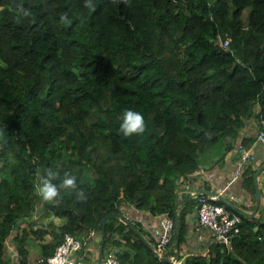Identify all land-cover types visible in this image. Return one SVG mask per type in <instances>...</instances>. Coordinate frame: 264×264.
<instances>
[{"label": "trees", "instance_id": "16d2710c", "mask_svg": "<svg viewBox=\"0 0 264 264\" xmlns=\"http://www.w3.org/2000/svg\"><path fill=\"white\" fill-rule=\"evenodd\" d=\"M125 110L143 115L142 135L119 131ZM254 117L264 129V0H0V264H35L31 232L16 229L37 211L64 219L33 231L41 256L65 233L100 229L104 251L118 249L122 264H171L121 218L101 220L127 204L178 215L169 246L180 250L191 207L177 212L179 186L202 157L235 147ZM259 170L251 160L242 171L255 200ZM49 171L60 191L53 201L38 192ZM65 173L83 199L60 187ZM217 202L243 217L240 232L182 264H264V211L250 217Z\"/></svg>", "mask_w": 264, "mask_h": 264}, {"label": "crops", "instance_id": "0c3cea01", "mask_svg": "<svg viewBox=\"0 0 264 264\" xmlns=\"http://www.w3.org/2000/svg\"><path fill=\"white\" fill-rule=\"evenodd\" d=\"M256 107L260 108V104L257 102ZM260 129V120L256 117L246 120L245 124L240 129V136L236 142L235 147L226 149V145H221L223 153L210 152L209 155L202 157L200 168L197 172L190 175L186 181V184L180 185L177 194V212L179 213L188 203L191 210L188 214V242L181 246L178 250L175 248V241L168 248V258L178 260L180 255V262H184L186 256L190 253H207L208 248L212 242L215 241L214 234L211 230L202 226L199 223L197 215V204L194 198H192L193 191H199L200 188L210 189L216 193L223 192L224 197L228 199L238 209H242L244 212H253L257 207V199H254L252 193L246 192L242 187V173L236 178L238 174V165L241 160V154L244 151L249 150L254 154L252 160L253 167L260 169L257 174L258 185L261 190L260 205L255 212L264 211V145L255 141L257 132ZM248 138H254V142L250 148H246L243 145L242 140ZM244 146V151L239 148V145ZM224 155V156H221ZM233 196V199H230ZM190 201V202H189ZM192 203V204H191ZM123 214L131 220L134 225L141 227L146 231V239L153 240L152 244H155L156 238L161 231V218L162 216H153L149 211L139 210L133 204H127L122 207ZM254 214V215H255ZM258 215V214H257ZM64 222V219H63ZM94 233L90 230L85 235L87 242L85 249L79 253H75L73 257L80 259L82 264H99V250L102 245L104 233L100 229H93ZM51 231V230H49ZM50 234V232L48 233ZM46 239L44 235L43 241L49 242L52 240ZM30 250L31 259L41 257L40 244L37 249L32 250L28 244ZM172 261V260H171Z\"/></svg>", "mask_w": 264, "mask_h": 264}, {"label": "built area", "instance_id": "2783aa9c", "mask_svg": "<svg viewBox=\"0 0 264 264\" xmlns=\"http://www.w3.org/2000/svg\"><path fill=\"white\" fill-rule=\"evenodd\" d=\"M222 47L228 49L230 38L221 39ZM233 55V54H232ZM256 142L264 145V129H260L256 134ZM244 151V146L239 145ZM254 159V154L246 150L241 154V160L238 165V178L245 165ZM219 194L223 195V192ZM197 197L198 218L202 226L211 230L215 235V241L230 246L235 235L241 230L243 217L218 203V194H200L198 191L192 192ZM233 199V196H230ZM175 229V220L171 216L164 214L161 218V231L153 244L154 251L159 258L164 259L168 253L169 243L172 241V233ZM94 233V230H91ZM86 237H77L71 233H65L60 244L57 245L54 253L49 256L37 258L35 264H82L80 259L73 257L86 246ZM168 257V256H167ZM172 260V261H171ZM171 264H182L180 261L171 258ZM102 264H122L118 249L108 248L104 251Z\"/></svg>", "mask_w": 264, "mask_h": 264}, {"label": "clouds", "instance_id": "9594fccd", "mask_svg": "<svg viewBox=\"0 0 264 264\" xmlns=\"http://www.w3.org/2000/svg\"><path fill=\"white\" fill-rule=\"evenodd\" d=\"M121 121L119 131L124 137L142 135L145 132V120L143 115L139 112L125 110L122 114ZM55 178L56 175L49 171L38 188L39 195L45 201H53L60 196L59 188L56 184L52 183V180ZM60 187L67 190H77L78 186L76 183V177L65 173V178L63 179ZM83 198V191L77 190V199L80 200Z\"/></svg>", "mask_w": 264, "mask_h": 264}, {"label": "rangeland", "instance_id": "374dc122", "mask_svg": "<svg viewBox=\"0 0 264 264\" xmlns=\"http://www.w3.org/2000/svg\"><path fill=\"white\" fill-rule=\"evenodd\" d=\"M221 39H222V37H220V36L217 38V42L219 44H220ZM231 56H234V55H231ZM263 167H264V162H263ZM43 214H42V212L37 211L34 215H32L31 218H27L21 225L18 226L19 228L16 229L17 231H19V230L22 231L25 228L26 230L31 232L30 233L31 234L30 235L31 241L28 244L30 245V248L32 250L37 249V247L41 241L39 238H37L35 236V234H33L34 230H36V229L51 230L54 227L56 228L60 224L63 223V218L55 217L53 215L43 216ZM16 230H14L13 234L10 236V238L8 240L9 247L7 248V253L9 255V257H11V259H16L17 254H18V250L16 248V243L14 242V238H13V236H15V234H16ZM44 235H45L46 239H48V240L51 239L52 235L50 236V235H48V233H45ZM43 239H44V237H43Z\"/></svg>", "mask_w": 264, "mask_h": 264}, {"label": "water", "instance_id": "95a60500", "mask_svg": "<svg viewBox=\"0 0 264 264\" xmlns=\"http://www.w3.org/2000/svg\"><path fill=\"white\" fill-rule=\"evenodd\" d=\"M258 174H255V186H256V197H257V207L256 210H254L253 212H246L249 214L250 217H252L255 212L257 211L259 205H260V201H261V190L260 187L258 185V179H257ZM199 192L205 193V194H218L219 195V199L224 201L225 203H229L230 201H228V199L226 197H224V195H221L219 193H216L210 189H206V188H200L198 189ZM111 217H119L122 220H124L129 227L149 246L152 248L151 243L146 239V237L142 234V232L134 225V223L129 220L123 213H115V212H110L108 214H106L103 219L101 220V223H106L107 220ZM179 225V217L178 215L175 217V229L178 228ZM85 249V248H84ZM103 256H104V243H102V245L100 246V250H99V264H102L103 261Z\"/></svg>", "mask_w": 264, "mask_h": 264}]
</instances>
